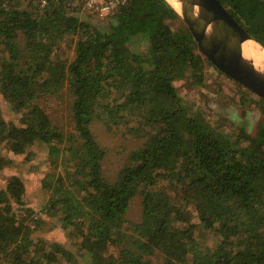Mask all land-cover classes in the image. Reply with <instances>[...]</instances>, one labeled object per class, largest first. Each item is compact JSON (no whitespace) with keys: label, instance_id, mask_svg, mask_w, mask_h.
Segmentation results:
<instances>
[{"label":"trees","instance_id":"16d2710c","mask_svg":"<svg viewBox=\"0 0 264 264\" xmlns=\"http://www.w3.org/2000/svg\"><path fill=\"white\" fill-rule=\"evenodd\" d=\"M41 1L0 0V96L18 115L7 120L0 109V144L15 155L43 147L50 165L42 204H30L19 174L3 179L0 264H264V99L234 82L245 89L241 118L254 105L261 119L230 131L184 100L177 84L207 87L214 66L167 0H127L107 29L64 0ZM219 1L264 46V0ZM63 90L71 133L44 107ZM94 121L136 138L114 180Z\"/></svg>","mask_w":264,"mask_h":264},{"label":"rangeland","instance_id":"374dc122","mask_svg":"<svg viewBox=\"0 0 264 264\" xmlns=\"http://www.w3.org/2000/svg\"><path fill=\"white\" fill-rule=\"evenodd\" d=\"M23 5L26 6V4ZM116 11V9L112 10L113 13H116ZM77 14L81 16V18L87 19L103 29H107L108 25L113 20L112 15L98 18L86 13ZM69 40L71 42L70 37L66 38V42L62 46L64 52L63 57H66L68 60L73 56V48H71ZM206 78L207 87L204 88L200 86H191L183 82L177 84L178 92L193 108L197 107L198 109H203L205 112H208L210 114V119L215 123L217 121L219 127L226 128L227 131H230L228 130L230 128L235 130L236 126H240L242 123H245L247 127H251L256 121L261 119V114L254 105L249 106L245 117L241 118L239 97L241 91L244 92L245 89H240V87L234 83V80L229 79L227 76H222L212 66L206 67ZM63 94L60 92L58 97L53 98L49 104H43L52 122L61 128L64 133H71L73 132V124L69 110L71 97L65 90H63ZM252 96L255 95H251L250 97ZM0 109L2 115L7 120H15V118L18 117V115L15 116L10 112L7 103L1 96ZM221 117H223L222 120ZM91 130L95 139L107 152L103 161L104 174L110 180H114L119 169L126 163L128 153L132 150V147L137 145L136 138L126 133L124 126L109 131L97 121L92 123ZM29 152L28 155H15L8 151L3 144H0V158L4 162H8L6 166L0 168V187L3 185V179L7 174L9 175L12 172L19 174L28 186V201L30 204L34 205L37 202L42 204L41 197H44V195L39 186V180L42 176V172H45L47 169L50 170V165L46 167L48 162L46 157L47 153L43 147L36 145L32 146ZM26 156L29 158L27 159ZM140 208V197L136 195L131 199L127 217L132 220L139 219ZM52 220L54 219L52 218ZM50 225L41 224L39 226L40 232L50 239L58 240L62 244L66 243L67 240L65 236L62 235V232L59 229H51L52 226ZM48 227L50 228L48 229ZM202 233V243L212 247L215 239L208 232ZM66 247L73 249V246H68V244Z\"/></svg>","mask_w":264,"mask_h":264},{"label":"water","instance_id":"95a60500","mask_svg":"<svg viewBox=\"0 0 264 264\" xmlns=\"http://www.w3.org/2000/svg\"><path fill=\"white\" fill-rule=\"evenodd\" d=\"M168 1V0H167ZM175 9L188 26L199 50L224 75L264 99V69L252 57L243 53V43L253 41L264 49L237 21L219 0H176ZM213 23L218 28L215 45L205 38V27ZM204 31V32H203ZM215 49L211 52L210 48Z\"/></svg>","mask_w":264,"mask_h":264},{"label":"built area","instance_id":"2783aa9c","mask_svg":"<svg viewBox=\"0 0 264 264\" xmlns=\"http://www.w3.org/2000/svg\"><path fill=\"white\" fill-rule=\"evenodd\" d=\"M56 2L59 0H55ZM127 0H64L65 8L74 9L79 14H91L102 18L113 15L112 10L120 8ZM43 4L45 0L41 1Z\"/></svg>","mask_w":264,"mask_h":264},{"label":"bare ground","instance_id":"6f19581e","mask_svg":"<svg viewBox=\"0 0 264 264\" xmlns=\"http://www.w3.org/2000/svg\"><path fill=\"white\" fill-rule=\"evenodd\" d=\"M168 1L178 11L180 10V7L178 5V2H176V0H168ZM204 31L206 32V35H204L203 33V36H205V38H207V40L210 41L209 42L210 44L215 45L218 34V28L213 23H209L205 27ZM242 46H243L244 55L252 57L253 60L256 62V64L261 65L262 68L264 69V49H261V47H259L257 43L250 40L245 41ZM214 49H215L214 47H211L210 51L212 52Z\"/></svg>","mask_w":264,"mask_h":264}]
</instances>
